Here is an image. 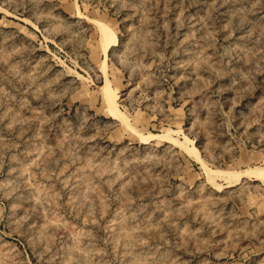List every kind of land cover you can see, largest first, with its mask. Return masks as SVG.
<instances>
[{"label":"rangeland","instance_id":"rangeland-1","mask_svg":"<svg viewBox=\"0 0 264 264\" xmlns=\"http://www.w3.org/2000/svg\"><path fill=\"white\" fill-rule=\"evenodd\" d=\"M260 169L264 0H0V264H264Z\"/></svg>","mask_w":264,"mask_h":264},{"label":"bare ground","instance_id":"bare-ground-1","mask_svg":"<svg viewBox=\"0 0 264 264\" xmlns=\"http://www.w3.org/2000/svg\"><path fill=\"white\" fill-rule=\"evenodd\" d=\"M97 26L99 29L100 39H101L103 46H104L103 51H104V53H106L107 50L109 49L110 43L113 42V39H112L111 33L109 32L107 26H105L102 23H98ZM106 95H107V101H108L109 107H110L111 112L114 115V117L118 118L120 120V122L125 123L124 118L120 115V112L117 108V102H116L117 96L114 94V91L110 90L108 87L106 89ZM172 138H174V137H171V140L176 141V139H172ZM190 142L192 143V141H190ZM202 167H203V172L205 174V179H206L205 181H207V183H211L214 186H217V184L215 182V177L222 176V174L217 173L216 171H214L212 169H209L207 166L204 165L203 162H202ZM254 174L258 177H262V176H264V169H260L257 172H254Z\"/></svg>","mask_w":264,"mask_h":264}]
</instances>
